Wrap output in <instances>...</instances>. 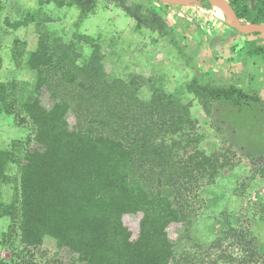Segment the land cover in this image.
Listing matches in <instances>:
<instances>
[{
  "label": "trees",
  "instance_id": "16d2710c",
  "mask_svg": "<svg viewBox=\"0 0 264 264\" xmlns=\"http://www.w3.org/2000/svg\"><path fill=\"white\" fill-rule=\"evenodd\" d=\"M229 2L244 22L264 23V0ZM50 3L58 7L78 3L84 19L94 13L96 0H40L39 4ZM150 12L156 14L152 8ZM135 14L139 20L151 19L141 6ZM25 18L8 23L19 28L33 20L30 13ZM77 38L64 41L39 29L34 49H28L20 38L13 41L12 60L36 75L34 83L2 80L0 52V116L11 123L19 120L21 125H31L24 141H11L0 148V217L12 220L9 232L18 231L19 238L17 245L12 234H3L0 244L12 247L13 253L8 260L0 257V264H58L61 252L72 264H184L177 258L168 228L193 223L191 195L215 183L230 165L227 154L199 148L190 103L156 87L155 82L151 96L142 98L143 83L137 78L143 77H110L101 45L92 43L90 36ZM90 41L92 50L85 56V44ZM247 42L238 43L262 55L264 61V42ZM214 48L219 57L226 55L223 47ZM188 89L212 118L218 105L240 113L246 109L258 112L245 137L255 148L245 155L253 162L260 160L258 170L264 175V135L255 128L264 120L260 90L203 82L197 77ZM68 115L75 118V127H70ZM225 116L219 112L215 117L220 130H224L223 123L238 135L235 117ZM245 147L249 148L241 146L244 153ZM14 163L18 174L12 176ZM14 182L15 193L5 205L3 188ZM127 214L140 216L136 238L123 221ZM237 236L240 241L245 239L243 233ZM46 240L53 241L55 251L45 246ZM39 250L45 260L38 256ZM223 254L220 257L225 258ZM258 254L251 247L248 259L235 264H248Z\"/></svg>",
  "mask_w": 264,
  "mask_h": 264
},
{
  "label": "rangeland",
  "instance_id": "374dc122",
  "mask_svg": "<svg viewBox=\"0 0 264 264\" xmlns=\"http://www.w3.org/2000/svg\"><path fill=\"white\" fill-rule=\"evenodd\" d=\"M115 1L119 4L110 0H96L94 13L81 19V7L78 3L63 7L50 3L41 7L40 0H0V52L3 57L1 79L5 81L17 78L35 82L36 75L30 72V69L14 64L11 46L16 38H20L27 42L28 49H34L39 29H44L61 36L64 41L71 39L76 41L77 35L90 36L92 43L97 42L102 47L105 69L110 77L126 79L133 75L143 77L137 78L143 83L140 91L142 98L151 96V85L155 82L156 87L177 94L183 102L190 103L195 120L193 133L200 138L199 148L206 149L209 153L218 151L227 154L230 165L225 167L214 184L203 186L204 188L192 193L189 203L193 223L190 226L173 224L168 228L170 238L176 244L177 258L184 264H210L217 259V264H235L244 257L248 259L249 248L256 247L259 254L248 264H261L264 257V175L258 170L260 160L253 162L245 155L251 154L250 150L255 148L254 143L245 137L249 134L247 126L256 119L253 116L258 112L246 109L240 113L220 103L222 106L214 108L212 118L205 113L199 99L188 89L189 83L196 77L203 82L219 80L217 73L210 70V66H205L206 59L203 54L196 55L199 57L197 60L194 50L187 43L188 33H192L190 24L194 29H199L204 24L205 34L214 41L210 26H214L216 18L225 20L226 18L214 3L210 5L202 2L200 5L194 3L180 6L156 0H132L142 7V11L150 13V21L144 22L135 19L137 4L131 6L128 0ZM150 8L156 11V14L151 13ZM28 13L33 20L27 25L19 28H12L9 25L8 20L10 22L25 20ZM46 17H50L51 20H47ZM243 39L248 41L249 45H255L258 41L254 40L256 36H244ZM195 40H198V37H195ZM81 43L83 42L80 41L79 45ZM196 44L208 49L210 47L207 40L199 39ZM249 49L245 47L242 53L245 52L257 59L263 57L251 50L249 52ZM91 50L90 41L85 44L83 54L86 56ZM223 57L228 60L225 55ZM200 58L203 60L200 61ZM231 61L232 59L229 60ZM261 67L256 68L258 71H255L254 75L255 88L259 90L264 88V85L259 83L260 77H264V67ZM262 97L264 98V95ZM45 98L50 104V99L47 96ZM219 112L225 117L223 119L227 118L225 116L227 113L235 117L234 120L240 129L238 135L223 123L221 126L224 130H220V125L216 121ZM245 115L248 116L243 117ZM8 121L9 119L0 116V148L7 147L11 141L22 139L24 141L28 136V130L31 129L28 123L21 125L19 120L13 123ZM68 121L70 127L76 126V120L72 115H68ZM255 128L264 135L263 118ZM236 138L243 141L237 142ZM242 145L249 147L248 149L245 147L246 153L241 151ZM261 161H264V158ZM16 174L18 168L14 163L11 175ZM14 187L15 182L3 188L2 201L5 205L10 203L15 193ZM130 216L131 220L128 218ZM130 221L136 238L140 216L125 215L124 222L129 224ZM11 223L12 220L8 216L0 217V241L3 234L8 232L13 235V239L15 237V243L18 245V231L9 232ZM234 232L243 233L245 239L240 241L237 234L233 235ZM45 246L52 252L55 251L52 240H46ZM11 249L12 247L6 244H0V257L10 259L13 253ZM43 253L39 250L38 256L45 260L46 255ZM222 254L225 258L220 257ZM58 257L60 259L58 264H72L66 253L61 252Z\"/></svg>",
  "mask_w": 264,
  "mask_h": 264
},
{
  "label": "crops",
  "instance_id": "0c3cea01",
  "mask_svg": "<svg viewBox=\"0 0 264 264\" xmlns=\"http://www.w3.org/2000/svg\"><path fill=\"white\" fill-rule=\"evenodd\" d=\"M180 6H185V4ZM213 24L214 26L210 27L214 33H212V36L215 37L214 41L213 39H209L208 35L205 34L204 24H202L199 29H194V26L190 24L192 33H188L189 40L187 43L194 50L193 53L195 58L197 59L198 57H196V55L203 54L204 59H206L205 66H210V70L212 69L215 71L214 73H217L216 75L219 77L218 83H234L243 87L245 90L255 88V71H258L256 68H260L262 65V67H264L263 59L260 57L259 60L256 57L252 58L245 52L242 53V50L245 49L242 47V44H244L246 40H244L241 34L232 28L225 19L218 17ZM195 37H198V40H195ZM199 39L207 40L211 49L210 47L208 49L205 46L199 47L196 44V41H199ZM254 40L264 42V36H256V39ZM239 41H242L241 45L238 43ZM210 42L212 43L210 44ZM215 45H218L221 48L223 47L222 50L227 54L225 55V58L228 59L230 56L232 57V61L229 62V60L224 59V57H219L214 48ZM197 60H199V57ZM201 60L203 59L200 58V61ZM259 83L264 85V77H260ZM259 94L261 97L264 95V88L259 91Z\"/></svg>",
  "mask_w": 264,
  "mask_h": 264
},
{
  "label": "water",
  "instance_id": "95a60500",
  "mask_svg": "<svg viewBox=\"0 0 264 264\" xmlns=\"http://www.w3.org/2000/svg\"><path fill=\"white\" fill-rule=\"evenodd\" d=\"M166 4H194L201 3L204 0H156ZM214 3L222 11L226 21L229 25L236 29L242 37L244 36H260L264 35V23L261 24H250L249 22H244L238 16L234 7L227 0H209Z\"/></svg>",
  "mask_w": 264,
  "mask_h": 264
},
{
  "label": "built area",
  "instance_id": "2783aa9c",
  "mask_svg": "<svg viewBox=\"0 0 264 264\" xmlns=\"http://www.w3.org/2000/svg\"><path fill=\"white\" fill-rule=\"evenodd\" d=\"M200 9L201 10H204L206 13H209V11L208 10H206V9H204L203 7H200ZM128 215V214H127ZM126 215V216H127ZM129 216V215H128ZM130 220L132 219V217L130 216V217H128ZM123 221H124V217H123ZM125 223V222H124ZM129 223V222H128ZM126 224V223H125ZM130 225H131V221H130V223H129ZM129 224H126L127 226H130ZM131 228H132V225L130 226Z\"/></svg>",
  "mask_w": 264,
  "mask_h": 264
},
{
  "label": "flooded vegetation",
  "instance_id": "af4514ba",
  "mask_svg": "<svg viewBox=\"0 0 264 264\" xmlns=\"http://www.w3.org/2000/svg\"><path fill=\"white\" fill-rule=\"evenodd\" d=\"M128 3H129L131 6H137V5L140 6L139 4L133 2L132 0H129ZM136 4H137V5H136ZM138 6H137V8H138ZM134 16L137 17V14H134ZM137 18H138V17H137ZM235 30H236V29H235Z\"/></svg>",
  "mask_w": 264,
  "mask_h": 264
},
{
  "label": "clouds",
  "instance_id": "9594fccd",
  "mask_svg": "<svg viewBox=\"0 0 264 264\" xmlns=\"http://www.w3.org/2000/svg\"><path fill=\"white\" fill-rule=\"evenodd\" d=\"M129 1V0H128ZM202 3V2H201ZM201 3H196V4H201ZM135 19H137V20H139L136 16H135ZM141 21H144V22H147V21H145V20H141Z\"/></svg>",
  "mask_w": 264,
  "mask_h": 264
}]
</instances>
